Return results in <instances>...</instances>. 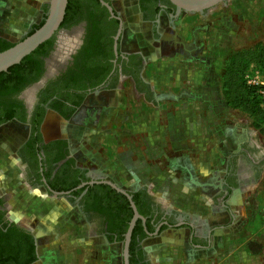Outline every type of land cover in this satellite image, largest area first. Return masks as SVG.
I'll return each instance as SVG.
<instances>
[{
  "label": "rangeland",
  "instance_id": "obj_1",
  "mask_svg": "<svg viewBox=\"0 0 264 264\" xmlns=\"http://www.w3.org/2000/svg\"><path fill=\"white\" fill-rule=\"evenodd\" d=\"M124 3L122 48H141L149 59L144 77L154 88L156 101L129 100L127 111L81 108L69 123L52 116L44 122V136L68 134L79 160L122 188L149 183L147 188L162 205L226 225L208 249L191 247L184 231L145 239L142 244L152 264H264V161L258 179L241 197L237 195L233 217L216 218L207 204L211 186L198 185L217 183L241 143L264 160V132L255 129L244 113L230 108L221 93L222 72L232 53L264 44V0H224L202 14L181 13L175 28L184 48H173L166 55L150 48L133 0ZM6 8L9 12L10 3ZM27 31L9 40H20ZM69 34L65 32L64 42ZM141 120L155 121L157 127L138 130L136 122ZM24 135L23 127L0 125V194L8 215L41 237L37 260L31 264L119 262L122 244H108L94 235L65 197L24 183L14 155ZM153 179L156 187L150 184Z\"/></svg>",
  "mask_w": 264,
  "mask_h": 264
},
{
  "label": "flooded vegetation",
  "instance_id": "obj_2",
  "mask_svg": "<svg viewBox=\"0 0 264 264\" xmlns=\"http://www.w3.org/2000/svg\"><path fill=\"white\" fill-rule=\"evenodd\" d=\"M105 1L112 5L114 16H110L109 12L105 16L103 10L91 8L83 11L85 16L74 17L75 22L59 26L51 36L52 43L48 46L47 52L39 55L41 64L37 72L38 78L7 96L11 112H15V115L22 119L11 118L0 125L13 123L24 128L25 135L17 144L14 155L21 167V178L26 185L42 187L48 195H55L51 192L54 190L51 187L73 185L69 190H54L69 192L67 195L56 196L65 197L68 203L78 210L89 223L90 231L94 235L102 237L108 244H122L117 241L109 242L108 235L115 237L117 234L108 229V224L113 222L118 225L122 220H126L129 211L131 219L133 210L127 197L104 182L111 181L105 173L79 160L80 156L71 149L69 138L64 136L46 138L43 134L44 122L52 116L69 123L77 117L81 108H101L110 111L121 107L120 111H127L129 100L136 99L149 103L156 101L154 88L144 77L145 63L149 59L145 57L141 48H122L127 22L122 9L116 8L114 4L120 1L124 3L125 0ZM133 2L138 14V23L145 27L144 38L148 40L150 48L154 49L156 54L166 55L164 53L173 48H184L175 28L177 17L183 12L176 14L175 5L169 0ZM46 12L43 11V17ZM162 23L165 24L164 27ZM35 24H32L27 32ZM64 31L71 36L67 42H64L66 38ZM71 65L73 68L86 69V72L74 79L73 87H68L69 78L66 71ZM4 112H0V119L8 114V111ZM263 161L254 149L246 150L245 143H241L239 150L231 153L227 159L219 181L215 184L207 182L200 185L203 186L201 188L211 186L208 187L211 191L209 196L207 192V204L216 218L224 214L234 216L233 206L239 191L258 179ZM81 187L84 189L79 193H72V190ZM106 187H111L122 194L128 204ZM123 189L131 194L136 211L144 218V220L137 218L142 228L138 229L134 236L140 263L152 264L142 244L149 237H162L165 233L184 231L185 240L191 247L208 249L215 243L217 231L226 226L218 221L210 222L196 214L190 215L184 210L162 205L149 191L147 184L133 189ZM102 196L107 197L106 202H101ZM103 204L106 211L102 208ZM12 225L17 229H25L32 235L37 255L41 237L8 215L5 197L0 194V230L6 231ZM104 264L123 263L121 258L119 262Z\"/></svg>",
  "mask_w": 264,
  "mask_h": 264
},
{
  "label": "trees",
  "instance_id": "obj_3",
  "mask_svg": "<svg viewBox=\"0 0 264 264\" xmlns=\"http://www.w3.org/2000/svg\"><path fill=\"white\" fill-rule=\"evenodd\" d=\"M91 8L101 9L105 16L108 15L107 9L100 4L99 0H68L60 27L75 22L74 17L77 15L85 16L83 11L90 10ZM46 11L47 5L44 6V12ZM43 19L35 24L27 34L36 29L43 22ZM13 43L7 38L0 36V51L8 48ZM51 43L52 37L42 42L32 52L23 57L19 63L10 66L6 71L0 72V112L8 111V114L0 119V123L11 118L22 119L20 116L15 115V112H11L12 109L7 96L10 92L19 90L27 83L35 81L38 78L39 74L37 75V72L41 64L39 55L45 54ZM263 63L264 44L257 43L246 49L234 51L227 60L221 76V93L225 103L230 108L236 109L248 116L251 125L260 132H264V114L258 105L254 89L245 84L243 75L245 69L250 64L261 65ZM66 72H68L67 78H69L67 85L68 87H73L74 79L86 72V69L73 68L71 65ZM261 185L264 192V179ZM72 186L69 184L63 187L51 188L54 190H69L73 188ZM106 188L116 195L117 198L125 200V204H128L127 199L122 194L116 192L111 187ZM83 189L84 187L77 188L72 190V193H79ZM100 200H103L101 202H106L107 197L102 196ZM102 208L106 211L105 204L102 205ZM130 215L131 211H129L126 220H122L118 225L113 224V222L108 224V229L113 230L117 234L115 237L108 235L109 242L117 241L122 243L124 239L123 233L128 226ZM140 228H142V225L140 220H137L129 243V264H144L139 262V258L137 257L138 250L134 239L137 230ZM146 228L148 229L149 225ZM36 258V247L33 243L32 235L28 231L22 228L17 229L14 225L7 228L6 231L0 230V264H31Z\"/></svg>",
  "mask_w": 264,
  "mask_h": 264
},
{
  "label": "water",
  "instance_id": "obj_4",
  "mask_svg": "<svg viewBox=\"0 0 264 264\" xmlns=\"http://www.w3.org/2000/svg\"><path fill=\"white\" fill-rule=\"evenodd\" d=\"M104 5L110 16H114L112 5L105 0H99ZM176 7V14L181 12L188 13H204L206 10L213 8L224 0H169ZM68 0H48L47 12L43 22L34 29L31 33L25 35L20 40L14 42L8 48L0 51V72L6 71L10 66L17 64L23 57L32 52L42 42L49 39L59 28L63 20L66 5ZM117 191L124 194L130 202L133 210V215L128 223L127 229L124 233L122 241L121 258L123 264H129V243L131 239V232L137 218H144L136 211L134 202L132 201L131 194L128 190L119 187L114 182L104 180ZM51 192L55 195H67L68 191H54ZM36 238V235L34 236Z\"/></svg>",
  "mask_w": 264,
  "mask_h": 264
},
{
  "label": "crops",
  "instance_id": "obj_5",
  "mask_svg": "<svg viewBox=\"0 0 264 264\" xmlns=\"http://www.w3.org/2000/svg\"><path fill=\"white\" fill-rule=\"evenodd\" d=\"M8 3H10V8L9 12H6ZM45 5H48V0H0V36L11 39V37L15 38V36H20L25 33L37 20L36 18H39L43 14ZM114 5L116 8L122 9L123 14H125L127 6L124 5L123 1L115 3ZM117 5H119V7H117ZM141 121L142 122H136V128H138V130L147 129V131L150 132L157 127L155 121L151 123L145 120ZM63 135L69 138L68 134L64 133ZM176 144L180 145V142L177 140ZM145 175H149V173H144L143 176L145 177ZM150 184L152 187H156L157 185L154 179ZM201 184L202 183L198 185ZM243 190L245 189L239 191V197L242 196ZM46 212H50V210L48 209Z\"/></svg>",
  "mask_w": 264,
  "mask_h": 264
},
{
  "label": "built area",
  "instance_id": "obj_6",
  "mask_svg": "<svg viewBox=\"0 0 264 264\" xmlns=\"http://www.w3.org/2000/svg\"><path fill=\"white\" fill-rule=\"evenodd\" d=\"M245 84L254 89L258 105L264 114V63L261 65L250 64L243 75Z\"/></svg>",
  "mask_w": 264,
  "mask_h": 264
}]
</instances>
